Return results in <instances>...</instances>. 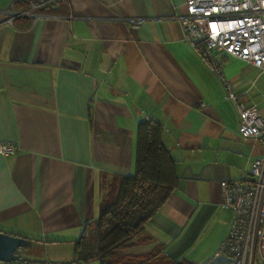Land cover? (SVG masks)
<instances>
[{
    "label": "crops",
    "instance_id": "0c3cea01",
    "mask_svg": "<svg viewBox=\"0 0 264 264\" xmlns=\"http://www.w3.org/2000/svg\"><path fill=\"white\" fill-rule=\"evenodd\" d=\"M182 2L0 0V143L15 145L0 154V230L28 240L24 255L0 264H81L73 243L134 171L145 118L161 123L179 179L123 252L231 264L214 257L232 221L220 181L248 176L264 144L239 136L221 80L184 40ZM14 10L29 14L10 19ZM214 55L264 112V71Z\"/></svg>",
    "mask_w": 264,
    "mask_h": 264
},
{
    "label": "built area",
    "instance_id": "2783aa9c",
    "mask_svg": "<svg viewBox=\"0 0 264 264\" xmlns=\"http://www.w3.org/2000/svg\"><path fill=\"white\" fill-rule=\"evenodd\" d=\"M178 10L175 16L181 22L184 40L211 63L225 97L235 108L239 136L264 144V115L256 104L241 99L214 55V51H222L264 71V0H183ZM28 14L14 10L10 19ZM14 151L12 142L0 143V154ZM220 188L221 204L230 211L232 221L214 257L246 264L250 256L264 264V154L251 162L248 176L221 180Z\"/></svg>",
    "mask_w": 264,
    "mask_h": 264
},
{
    "label": "trees",
    "instance_id": "16d2710c",
    "mask_svg": "<svg viewBox=\"0 0 264 264\" xmlns=\"http://www.w3.org/2000/svg\"><path fill=\"white\" fill-rule=\"evenodd\" d=\"M161 133L160 122L152 118L139 121L134 171L121 176L114 198L101 208L94 227L87 224L74 241L72 262L89 264L96 259L98 264H146L156 258L157 253L136 255L123 250L144 231L179 179Z\"/></svg>",
    "mask_w": 264,
    "mask_h": 264
},
{
    "label": "water",
    "instance_id": "95a60500",
    "mask_svg": "<svg viewBox=\"0 0 264 264\" xmlns=\"http://www.w3.org/2000/svg\"><path fill=\"white\" fill-rule=\"evenodd\" d=\"M27 241L24 236L0 230V261L11 262L18 260L20 257L16 251L18 247L25 246Z\"/></svg>",
    "mask_w": 264,
    "mask_h": 264
},
{
    "label": "rangeland",
    "instance_id": "374dc122",
    "mask_svg": "<svg viewBox=\"0 0 264 264\" xmlns=\"http://www.w3.org/2000/svg\"><path fill=\"white\" fill-rule=\"evenodd\" d=\"M256 99L258 101L261 102V104H264V96L262 94H259ZM261 111V110H260ZM263 115H264V112H261ZM115 187H112V193L114 191ZM115 193V191H114ZM25 246H21V247H18L17 249V252L20 254V255H24L23 253H25ZM154 262L152 264H166L167 262H164L162 261V259L158 256V258H156L155 260H153Z\"/></svg>",
    "mask_w": 264,
    "mask_h": 264
}]
</instances>
